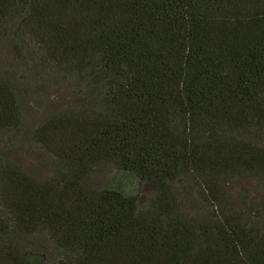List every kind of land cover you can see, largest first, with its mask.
<instances>
[{"label":"trees","instance_id":"16d2710c","mask_svg":"<svg viewBox=\"0 0 264 264\" xmlns=\"http://www.w3.org/2000/svg\"><path fill=\"white\" fill-rule=\"evenodd\" d=\"M25 79L0 264H264V0H0L3 140Z\"/></svg>","mask_w":264,"mask_h":264},{"label":"rangeland","instance_id":"374dc122","mask_svg":"<svg viewBox=\"0 0 264 264\" xmlns=\"http://www.w3.org/2000/svg\"><path fill=\"white\" fill-rule=\"evenodd\" d=\"M23 84H19L18 88V102L22 112L21 126L22 131L19 139H12L11 141L3 140L0 137V156L10 160L27 172L36 176H45L49 174L53 168V162L49 155L33 146L29 142V133L35 123H37L45 114L49 112L46 101L47 95L41 93L33 85L29 84L25 79ZM53 93L50 98H53ZM110 170L99 176L93 178L95 184L106 175L111 174ZM247 186L254 194L253 185Z\"/></svg>","mask_w":264,"mask_h":264}]
</instances>
